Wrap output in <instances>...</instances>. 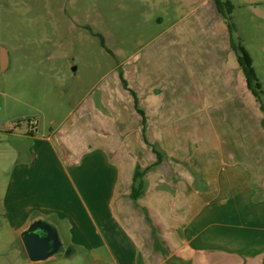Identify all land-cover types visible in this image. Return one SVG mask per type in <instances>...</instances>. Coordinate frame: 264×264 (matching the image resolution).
<instances>
[{
    "label": "rangeland",
    "instance_id": "rangeland-1",
    "mask_svg": "<svg viewBox=\"0 0 264 264\" xmlns=\"http://www.w3.org/2000/svg\"><path fill=\"white\" fill-rule=\"evenodd\" d=\"M230 1L249 3L247 10L238 9L233 16L234 23L236 20L239 25L235 34L238 39H235L243 44L245 40L257 42L256 46L263 44L253 54L264 78L261 71L264 52H260L264 51V0ZM252 2L255 4L250 5ZM219 10L215 0H0V50L5 47L11 56L10 69L0 75V88L27 104L24 106L27 111L23 108V112L39 114L46 122L55 119L60 125L65 124L70 113L74 112L75 116L82 113L93 130L91 165L86 167L91 189L87 198L83 197L88 205L84 217L87 227L83 228L87 236L74 221L65 224L82 249V253L72 257L77 263L81 255L89 254L103 258L105 264H113L110 249L104 243L109 231L98 225L96 214L106 216L113 191L118 186L126 189L129 180L133 185L138 166L144 170L142 163L150 161L149 158L159 159L158 147L166 153V158L172 159V169L183 174L195 169L202 171L203 156L192 155L197 150L196 142L187 153L163 149L165 138L172 136L175 147L174 140L180 134L148 132L150 122L164 120L149 114L154 113L156 105L161 109L166 104L167 111L175 113L174 118L167 119L173 129L180 122H188L190 126L199 124L200 118L196 116L179 117L184 111L177 91L186 78L196 77L199 50L217 46V19H222V26H228ZM170 95H177L178 99L170 102ZM153 96L160 103L148 102ZM262 101L264 105V94ZM82 102H86V108ZM255 104L252 103L251 111L264 115ZM189 105L195 110L198 103ZM138 109L144 112L147 130ZM236 114L225 119V124L241 132L248 126L247 118L239 109ZM32 121L33 118L25 117L19 123L28 127ZM202 152L206 158L214 156L213 150ZM216 154L226 157L221 151ZM223 167V178L231 188L227 198L213 205L215 212L207 210L201 215L188 229L187 237L205 227L206 238L234 239L242 243L264 239V211L247 210L264 207V201L251 200L246 206L244 195L252 189L247 190L241 176L229 175L227 164ZM152 168L149 165L145 168L146 188L155 177L150 174ZM177 182L174 181L175 187ZM74 199L78 205L82 204L79 195ZM2 203L0 197V211ZM119 236L125 245L129 243L126 230L122 229ZM12 239L13 244L8 247L10 263L29 261L21 237ZM19 251L24 254L18 256ZM58 255L62 253L55 256ZM0 264H3L1 259Z\"/></svg>",
    "mask_w": 264,
    "mask_h": 264
},
{
    "label": "crops",
    "instance_id": "crops-1",
    "mask_svg": "<svg viewBox=\"0 0 264 264\" xmlns=\"http://www.w3.org/2000/svg\"><path fill=\"white\" fill-rule=\"evenodd\" d=\"M232 3L235 6L233 16L238 9L247 10L249 5L247 2ZM253 4L255 2L250 3ZM217 21V46L199 50L196 77L186 78L177 91L183 104L181 111H184L179 117L196 116L200 118L199 124L190 126L188 122H180L173 129L168 120L174 118L175 113L167 111L166 104L161 105V109L156 105L152 110L154 113L149 114V117L164 120L154 124L150 122L148 132L180 134L174 140L175 147L172 136L165 138L163 149L186 152L192 150L196 142L197 150L192 155L203 156L202 171L195 169L183 174L172 169V159L166 158V153L158 147L164 154V160L157 164L158 160L154 157L153 161L149 158L150 161L142 163L144 170L148 165L153 166L150 174L155 177L151 182L147 174L148 187H145L140 198L132 199L133 185L130 180L126 189L118 186L113 191L106 216L96 214L98 225L109 231L104 243L110 249L113 264H264V239L242 243L234 239L223 241L217 237L206 238L205 227L194 236L187 237L186 234L201 215L206 214L207 210L215 212L213 205L227 198V191L231 188L222 175L224 163L228 165L226 172L229 175L241 176L247 190L248 187L252 189L244 195L246 206L251 200L264 201V115L247 87L236 53L231 47V38L238 39L235 37L238 23L235 20L236 30L230 34L228 26L221 25L222 19L218 18ZM244 34L247 37L246 31ZM256 44L245 40L244 45L253 58L264 88V78L253 54L263 44ZM261 71H264V67ZM177 99V95H170V102ZM149 101L160 103L157 96L149 97ZM193 102L198 103L195 110L189 105ZM23 103L0 88L1 261L11 264L8 247L13 244V236L20 237L32 220L42 218L56 226L69 253L64 252L37 264H105L103 258L100 260L89 254L86 257L81 255L79 263L73 260L72 257L82 253V249L65 225L69 220L74 221L87 236V230L83 228L87 227L84 217L88 205L83 197L86 199L91 189V177L87 175L86 167L91 165L93 145V130L87 116L82 113L75 116L73 112L65 124L60 125L55 119L46 122L39 114L23 112L24 106L27 107ZM252 103L258 105L262 115L251 111ZM81 104L86 108V102ZM238 109L248 122L247 128L241 129V132L225 124V119L236 117ZM25 117L37 122L36 133L30 132V125L22 127L19 123ZM145 128L147 130L146 125ZM206 150H213L214 156L206 158L202 152ZM220 151L226 157H221V154L218 157L216 153ZM80 165L85 168H79ZM167 168L171 169L170 173ZM174 181H178V187H175ZM181 182L183 185L179 184ZM77 195L83 199L80 205L74 199ZM247 210L251 213L262 212L264 207ZM122 229L127 231L130 238L127 245L119 236ZM17 254L20 256L24 253L19 251ZM25 261L20 260L19 264H33Z\"/></svg>",
    "mask_w": 264,
    "mask_h": 264
},
{
    "label": "trees",
    "instance_id": "trees-1",
    "mask_svg": "<svg viewBox=\"0 0 264 264\" xmlns=\"http://www.w3.org/2000/svg\"><path fill=\"white\" fill-rule=\"evenodd\" d=\"M216 4L219 7V11L221 12L222 16H224L230 34L236 30V25L233 21V12L235 10L234 4L230 0H215ZM231 46L233 51L236 53L238 65L243 72V75L246 79V84L250 92L255 97L256 101L261 105V110L264 111V106L262 103V96L264 93L263 84L260 81L256 69L254 67V62L251 54L245 47V45L241 41L234 40L231 38ZM134 96V95H133ZM136 98V96H134ZM136 109L138 108V101L135 100ZM144 126L146 125V118L144 112L139 110ZM158 162L157 164L161 163L164 159V154L158 150ZM146 174L145 170H142L139 166L134 174L133 178V187H132V194L131 197L134 200H137L144 194L145 183H144V176Z\"/></svg>",
    "mask_w": 264,
    "mask_h": 264
},
{
    "label": "water",
    "instance_id": "water-1",
    "mask_svg": "<svg viewBox=\"0 0 264 264\" xmlns=\"http://www.w3.org/2000/svg\"><path fill=\"white\" fill-rule=\"evenodd\" d=\"M11 66V56L5 47L0 50V71L6 73ZM23 248L31 263L47 261L57 254L69 253L59 230L54 224L42 218H36L20 234Z\"/></svg>",
    "mask_w": 264,
    "mask_h": 264
},
{
    "label": "built area",
    "instance_id": "built-area-1",
    "mask_svg": "<svg viewBox=\"0 0 264 264\" xmlns=\"http://www.w3.org/2000/svg\"><path fill=\"white\" fill-rule=\"evenodd\" d=\"M30 132L32 134L37 132V122L36 121H32L30 124Z\"/></svg>",
    "mask_w": 264,
    "mask_h": 264
}]
</instances>
